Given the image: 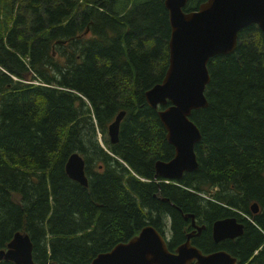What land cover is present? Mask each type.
Here are the masks:
<instances>
[{"label":"trees","instance_id":"16d2710c","mask_svg":"<svg viewBox=\"0 0 264 264\" xmlns=\"http://www.w3.org/2000/svg\"><path fill=\"white\" fill-rule=\"evenodd\" d=\"M85 28L90 37L78 38ZM169 37L164 0H0V249L19 232L34 264H90L152 217H194L207 194L210 221L224 206L259 205L255 236L234 256L264 264L263 34L251 25L233 53L209 60L208 105L190 118L201 134L197 169L166 183L154 164L174 149L144 94L164 77ZM55 46L72 47L71 58L55 64ZM121 111L111 145L107 129ZM74 152L87 187L65 174Z\"/></svg>","mask_w":264,"mask_h":264},{"label":"water","instance_id":"95a60500","mask_svg":"<svg viewBox=\"0 0 264 264\" xmlns=\"http://www.w3.org/2000/svg\"><path fill=\"white\" fill-rule=\"evenodd\" d=\"M190 0H164L168 12L170 37L168 67L162 81L145 92V102L156 110L165 130L166 142L174 149L169 161L154 164V179L176 182L184 173L197 169L194 148L201 141L198 127L191 121L193 111L207 108L205 89L209 84L208 62L211 58L229 55L236 49L238 33L255 25L264 37V0H205L195 11L184 12ZM64 43V42H63ZM125 112H119L108 126L109 143L118 142L120 123ZM67 177L87 187L85 163L76 152L65 163ZM253 214L258 205H250ZM191 216H186L185 219ZM193 218V217H192ZM242 234V225L235 219L213 224L215 242ZM187 242L175 253L169 252L161 235L144 226L129 239L114 245L109 252L98 254L90 264H236L227 253L202 255ZM33 244L27 234L15 233L5 249H0V262L34 264Z\"/></svg>","mask_w":264,"mask_h":264},{"label":"flooded vegetation","instance_id":"af4514ba","mask_svg":"<svg viewBox=\"0 0 264 264\" xmlns=\"http://www.w3.org/2000/svg\"><path fill=\"white\" fill-rule=\"evenodd\" d=\"M200 200V207L202 210L194 214L193 219L191 217L184 220V217L179 215L182 221L175 223L174 217L170 214L159 218L157 216L158 219L152 217V227L163 237L167 250H171L173 253L187 242V236L191 234L188 242L189 246L196 250H200L202 255H209L220 251L235 258L237 260L236 264H239L238 258L234 256V251L246 250L244 245L250 242L251 238L255 236L254 231L255 229L257 230V221L261 220L259 216L261 210L260 212L258 211L259 213L253 214L250 210V206L243 209H232L228 206H224L227 212L210 221L203 208L205 200ZM224 219H235L238 225H242V234L233 238L226 237L219 242H215L213 239V224L216 221ZM262 247H264V243L258 250ZM253 255H256V253Z\"/></svg>","mask_w":264,"mask_h":264},{"label":"rangeland","instance_id":"374dc122","mask_svg":"<svg viewBox=\"0 0 264 264\" xmlns=\"http://www.w3.org/2000/svg\"><path fill=\"white\" fill-rule=\"evenodd\" d=\"M87 28H85L86 31ZM85 31H81L78 36H80V39H85V38H89L90 35H88L87 32ZM52 51V56L51 58H53V61L55 62V64H62L63 62L66 61L65 56L63 55V53H65V55H67L68 58H71V53L73 52V48L68 46L66 48H60L58 46L52 47L51 49ZM47 72H50V69L47 67L46 69ZM108 137V136H107ZM97 140L102 143V138L100 136V134L97 133ZM215 192V190H212L211 193ZM210 196H208L207 194H205V198H209ZM211 198V197H210Z\"/></svg>","mask_w":264,"mask_h":264}]
</instances>
